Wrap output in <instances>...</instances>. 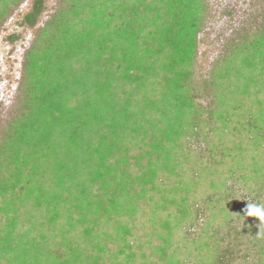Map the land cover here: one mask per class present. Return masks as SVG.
<instances>
[{
	"label": "trees",
	"instance_id": "trees-1",
	"mask_svg": "<svg viewBox=\"0 0 264 264\" xmlns=\"http://www.w3.org/2000/svg\"><path fill=\"white\" fill-rule=\"evenodd\" d=\"M23 1L0 0V28ZM250 9L202 77L208 0L59 1L0 126V264H264L245 213L264 206V0Z\"/></svg>",
	"mask_w": 264,
	"mask_h": 264
},
{
	"label": "rangeland",
	"instance_id": "rangeland-1",
	"mask_svg": "<svg viewBox=\"0 0 264 264\" xmlns=\"http://www.w3.org/2000/svg\"><path fill=\"white\" fill-rule=\"evenodd\" d=\"M34 0H24L7 17L0 28V126L16 105L22 75V62L39 28L55 12L60 0H43V11L36 25L27 27L22 17ZM259 0H208L206 27L199 34L197 71L204 77L219 53L222 40L230 30L241 27ZM13 37L12 40L9 38Z\"/></svg>",
	"mask_w": 264,
	"mask_h": 264
},
{
	"label": "clouds",
	"instance_id": "clouds-1",
	"mask_svg": "<svg viewBox=\"0 0 264 264\" xmlns=\"http://www.w3.org/2000/svg\"><path fill=\"white\" fill-rule=\"evenodd\" d=\"M245 213L248 217L257 219L260 222V225H264V206L247 203ZM260 225H259V229H260Z\"/></svg>",
	"mask_w": 264,
	"mask_h": 264
}]
</instances>
